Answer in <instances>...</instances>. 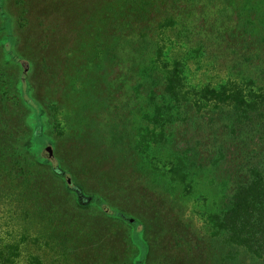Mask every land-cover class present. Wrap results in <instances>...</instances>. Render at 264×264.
<instances>
[{
    "label": "rangeland",
    "instance_id": "obj_1",
    "mask_svg": "<svg viewBox=\"0 0 264 264\" xmlns=\"http://www.w3.org/2000/svg\"><path fill=\"white\" fill-rule=\"evenodd\" d=\"M120 1L0 0V130L42 162L35 193L13 182L17 198H0L7 230L21 229L42 264H264L225 243L211 221L263 144L227 113L178 110L157 84L175 61L190 100L244 78L230 63L217 72L214 60L264 51V0H145L156 20L190 14L184 28L195 39L212 34L216 11L229 22L203 52L148 32L143 56Z\"/></svg>",
    "mask_w": 264,
    "mask_h": 264
},
{
    "label": "trees",
    "instance_id": "obj_2",
    "mask_svg": "<svg viewBox=\"0 0 264 264\" xmlns=\"http://www.w3.org/2000/svg\"><path fill=\"white\" fill-rule=\"evenodd\" d=\"M193 1L185 0V2ZM120 2L122 22L127 27L126 29L129 28L128 31L131 30L134 33L133 38L131 37L137 42L134 50L141 53L140 56L147 52V50L142 51L144 36L148 32H150V37L153 34L157 38L162 35L169 44L180 45V47L186 45L188 47V49L185 47L186 50H189L190 46L195 52H203L210 44H215L218 39L223 38L228 29L229 21L225 10H219L213 14L211 21L216 25H212L214 29L210 26L207 28L208 33H212L210 36L195 39L189 35V32H186L187 28H184L188 21L187 16L190 17V14L173 11L166 13L167 17L156 20L153 11L147 8V1L122 0ZM178 2L180 0H168L167 4L174 8ZM239 22L238 16L237 24ZM243 28L245 29L244 26ZM263 34L264 27L260 36L262 40H264ZM126 37L127 34H124V40ZM128 42H125L126 47L129 45ZM244 43H246L245 40L239 46L248 50L250 45ZM132 45L133 42L130 41V46ZM251 52L253 56L242 61L229 60L230 57L225 56L214 60V66L218 68L217 72L227 71L221 70L230 63L232 65L230 70L238 69L245 77L229 76L223 84H218L213 88L204 86L196 92L197 97L194 99L190 100L187 92H184L183 78L180 75L184 67L180 61H175L171 69H166L167 75L164 77V83L160 79V83L157 84L164 85V95L178 110L185 111L192 105L201 107L202 111L208 110L206 112L214 110L213 112L227 113L233 126L239 125L244 130L248 129V132L252 133L253 137L261 141L264 146V51L262 47L259 49L255 47L251 49ZM157 54L156 61L162 56V52L157 50ZM168 65L163 64L164 68ZM42 114V111L32 112L30 120L37 118L36 122H39ZM25 123L28 125L26 120ZM0 132V198L12 203L18 194L11 187L13 182L31 184L35 189L34 193L36 192L40 184L36 165H42V162H36L26 155L21 142L7 135L8 132L5 130H0ZM32 135L35 138L36 135L34 133ZM76 195L81 199L77 193ZM0 202L3 204L1 199ZM211 221L216 230L214 234L221 236L225 243L243 248L255 257L264 259V149L257 160L250 164L247 178L234 188L226 208L213 215ZM7 226V220L0 217V264H42L36 252L27 249V238L21 229L8 231ZM135 262L140 264L139 260Z\"/></svg>",
    "mask_w": 264,
    "mask_h": 264
},
{
    "label": "water",
    "instance_id": "obj_3",
    "mask_svg": "<svg viewBox=\"0 0 264 264\" xmlns=\"http://www.w3.org/2000/svg\"><path fill=\"white\" fill-rule=\"evenodd\" d=\"M74 190H75V192L79 195V197H82L83 199H85V197L82 196V194H81V192H80L79 190H77V189H75V188H74ZM85 200L87 201V200H89V199H85Z\"/></svg>",
    "mask_w": 264,
    "mask_h": 264
},
{
    "label": "flooded vegetation",
    "instance_id": "obj_4",
    "mask_svg": "<svg viewBox=\"0 0 264 264\" xmlns=\"http://www.w3.org/2000/svg\"><path fill=\"white\" fill-rule=\"evenodd\" d=\"M78 190V189H77ZM82 200H83V198L82 197H80Z\"/></svg>",
    "mask_w": 264,
    "mask_h": 264
}]
</instances>
